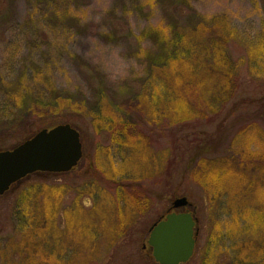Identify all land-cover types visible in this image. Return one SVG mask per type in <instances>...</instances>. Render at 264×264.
<instances>
[{
  "label": "rangeland",
  "instance_id": "374dc122",
  "mask_svg": "<svg viewBox=\"0 0 264 264\" xmlns=\"http://www.w3.org/2000/svg\"><path fill=\"white\" fill-rule=\"evenodd\" d=\"M68 3L69 0H0V147H14L31 133L64 124V118H69L71 125L81 131L84 156L76 169L61 177L30 180L31 184L70 187L61 199L56 217L66 235L67 210L75 203L86 211L99 207L96 227L101 229L114 216L111 195L115 193V183L132 184L133 181L126 182L125 178L148 174L145 169L150 164L151 174L140 183L142 188L138 187L144 191L148 209L140 214L128 213L134 223L128 225L126 236L119 243L111 245L101 240L93 246L90 264H151L147 261L152 257L151 249L144 255L141 253L150 229L170 212L173 202L182 197L188 199L190 206L178 210L187 209L198 220L195 254L187 264H203L207 240L222 214L219 204L225 201L241 204L253 199L254 194L251 190L247 194L244 191L231 194L220 184V188L212 189L208 196L187 179L185 168L204 141V134L213 136L211 143L215 147L219 145L213 151L225 154L230 153L233 139L246 124L254 123L264 131V64L260 74L252 72L246 46L247 41L264 30V0H190L192 9L199 14L226 15L244 40V44L231 45L234 59L244 58L240 86L224 114L209 125L195 124L167 132L163 126L148 124L144 114L135 108L131 119L152 138L150 159L112 146L109 133L98 134L94 130L89 111L99 102L100 88L112 98L122 90L132 89L145 71L143 61L134 54L135 36L163 22L162 0H80L77 6L71 7L69 16L63 17L61 14L69 9ZM144 46L149 47L150 41H145ZM6 84L21 85L33 99L63 94L83 101L86 109L73 115L66 112L61 116L63 120L53 115L40 119L37 114L21 113ZM236 140L240 144V139ZM244 140L246 138H242ZM107 147H112L113 157L103 153L102 149ZM250 147L264 152V135L251 140ZM211 155L217 156L214 152ZM123 169L126 171L118 172ZM251 178L252 188L256 183L264 189V174L260 182L257 174ZM23 187L17 184L0 197V264H22L21 257L11 255L7 245L22 241L16 227L15 203ZM258 204L256 200L253 207L259 209L264 201ZM38 238L37 232L29 243L38 242ZM80 243L84 242H76ZM233 245L231 241L227 248L222 244L223 248L214 255V263H226L234 253Z\"/></svg>",
  "mask_w": 264,
  "mask_h": 264
},
{
  "label": "trees",
  "instance_id": "16d2710c",
  "mask_svg": "<svg viewBox=\"0 0 264 264\" xmlns=\"http://www.w3.org/2000/svg\"><path fill=\"white\" fill-rule=\"evenodd\" d=\"M75 1L69 0V9L61 14L63 17L69 16L71 7L80 3V0L77 3ZM161 5L163 22L135 36L137 48L134 54L144 63L143 74L134 82L132 89L122 90L112 98L100 88L97 92L99 102L89 111L96 133H109L112 146L130 150V154L139 153L144 159L152 157L150 150L153 142L139 124L131 119L135 108L144 114L148 124L163 126L167 132L195 124H212L224 114L236 96L244 64V58L236 60L231 52L232 44H244V40L226 15L199 14L192 9L190 0H162ZM145 41H150L149 47L144 46ZM246 46L249 68L260 74L264 64V30L255 39L247 41ZM6 88L21 113L37 114L40 119L53 115L63 120L61 116L66 112L73 115L86 109L83 101L63 94H53L49 99H33L21 85L6 84ZM125 100L129 101L123 103ZM64 119L65 123H72L69 118ZM224 122L222 120L221 124ZM35 134L25 136L14 147ZM259 135H264L261 128L254 123L246 124L236 135L240 144L233 139L230 153L221 151L217 154L213 149H218L219 145L215 147L211 143L213 136L204 134V141L185 168L187 179L208 196L212 189L220 188V184L231 194L236 191L247 194L250 190L254 194L253 199L241 204L234 201L219 204L222 214L207 240L203 264H215L214 255L223 248L222 244L227 248L230 241L234 243V253L222 264H264V210H261L264 206L259 209L253 207L256 200L260 202L258 206L263 204L264 189L256 183L255 188L251 185V176L257 174V181L260 182L264 174V152L254 151L250 147L251 140ZM81 137L83 142L82 134ZM242 138H246V141H242ZM14 147H0V151ZM102 150L107 156L113 157L112 147ZM213 152L217 156L211 157ZM148 166L149 169H145L149 171L148 174L125 178L126 182L133 181L131 186L115 183V193L111 195L114 197V216L101 229L96 227L99 207L86 211L75 203L72 209L67 210L68 235L60 229L56 217L61 199L70 187L30 183L35 177L47 179L67 173L38 172L26 177L17 183L24 187L15 203L16 227L22 241L8 244L7 249L11 255L18 254L22 264H90L93 246L101 240L111 245L119 243L126 236L128 225L134 223L131 214L144 213L148 209L144 191H140V183L152 171L150 164ZM119 171L123 173L126 170ZM37 232L38 242L29 243L31 236ZM80 240L84 243L77 245L76 242ZM149 249H142L141 253L144 255ZM147 261L157 264L151 256Z\"/></svg>",
  "mask_w": 264,
  "mask_h": 264
},
{
  "label": "water",
  "instance_id": "95a60500",
  "mask_svg": "<svg viewBox=\"0 0 264 264\" xmlns=\"http://www.w3.org/2000/svg\"><path fill=\"white\" fill-rule=\"evenodd\" d=\"M84 156L81 132L69 123L44 128L18 146L0 151V197L13 185L38 173L63 174L76 169ZM186 197L171 210L187 208ZM168 212L150 229L149 246L157 264H187L194 256L198 220L190 211Z\"/></svg>",
  "mask_w": 264,
  "mask_h": 264
},
{
  "label": "flooded vegetation",
  "instance_id": "af4514ba",
  "mask_svg": "<svg viewBox=\"0 0 264 264\" xmlns=\"http://www.w3.org/2000/svg\"><path fill=\"white\" fill-rule=\"evenodd\" d=\"M184 211H187V209L185 210H182V211H179L178 209L177 210H171V212H177V213H179V212H184Z\"/></svg>",
  "mask_w": 264,
  "mask_h": 264
}]
</instances>
